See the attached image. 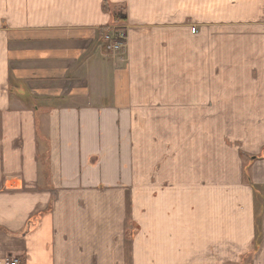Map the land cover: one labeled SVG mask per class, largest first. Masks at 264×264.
Instances as JSON below:
<instances>
[{"label": "crops", "instance_id": "crops-1", "mask_svg": "<svg viewBox=\"0 0 264 264\" xmlns=\"http://www.w3.org/2000/svg\"><path fill=\"white\" fill-rule=\"evenodd\" d=\"M14 260L264 264V0H0Z\"/></svg>", "mask_w": 264, "mask_h": 264}, {"label": "built area", "instance_id": "built-area-1", "mask_svg": "<svg viewBox=\"0 0 264 264\" xmlns=\"http://www.w3.org/2000/svg\"><path fill=\"white\" fill-rule=\"evenodd\" d=\"M125 36L121 33H108L104 36V41L107 42V49L111 51H118L123 48ZM10 264H17L14 260Z\"/></svg>", "mask_w": 264, "mask_h": 264}, {"label": "trees", "instance_id": "trees-1", "mask_svg": "<svg viewBox=\"0 0 264 264\" xmlns=\"http://www.w3.org/2000/svg\"><path fill=\"white\" fill-rule=\"evenodd\" d=\"M104 9H106V6L104 7ZM249 179L247 178V181H248Z\"/></svg>", "mask_w": 264, "mask_h": 264}]
</instances>
